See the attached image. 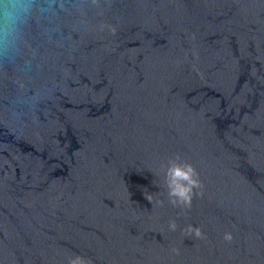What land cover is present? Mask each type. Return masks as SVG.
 <instances>
[{
  "label": "water",
  "instance_id": "obj_1",
  "mask_svg": "<svg viewBox=\"0 0 264 264\" xmlns=\"http://www.w3.org/2000/svg\"><path fill=\"white\" fill-rule=\"evenodd\" d=\"M42 5L0 59V264H264V0Z\"/></svg>",
  "mask_w": 264,
  "mask_h": 264
},
{
  "label": "clouds",
  "instance_id": "obj_2",
  "mask_svg": "<svg viewBox=\"0 0 264 264\" xmlns=\"http://www.w3.org/2000/svg\"><path fill=\"white\" fill-rule=\"evenodd\" d=\"M38 0H0V59H11L16 50L17 41L20 37L22 26L31 17ZM56 3V0H43L40 12H47ZM165 180L169 203L174 207L190 209L195 195L203 188L199 179V173L188 162H181L180 157L170 159L165 171ZM169 228L175 231L177 224L174 220L169 222ZM189 234L194 233L196 237L202 238L203 234L199 228L189 225ZM231 233L224 234V240L231 241ZM69 264H88L81 256H75L69 260Z\"/></svg>",
  "mask_w": 264,
  "mask_h": 264
}]
</instances>
